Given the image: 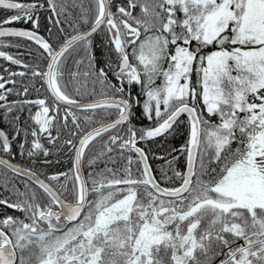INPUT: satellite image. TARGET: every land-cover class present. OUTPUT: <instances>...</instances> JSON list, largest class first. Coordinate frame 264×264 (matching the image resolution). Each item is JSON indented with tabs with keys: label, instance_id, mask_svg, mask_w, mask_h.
<instances>
[{
	"label": "snow or ice",
	"instance_id": "snow-or-ice-1",
	"mask_svg": "<svg viewBox=\"0 0 264 264\" xmlns=\"http://www.w3.org/2000/svg\"><path fill=\"white\" fill-rule=\"evenodd\" d=\"M90 5L0 0V9L13 10L0 18V49L24 40L47 62L33 66L0 50L24 69L0 75V118L10 129H0V188L9 193L0 206L22 214L0 215V264H264V0ZM70 8L79 9L78 19ZM42 10L49 39L65 24L74 34L54 47L39 34ZM99 31L115 56L104 67L91 52ZM77 47L84 57L65 82V54ZM29 74L31 84L15 79ZM37 81L46 95L33 99ZM96 84L101 98L87 103L66 91L71 85L95 96ZM137 108L150 126L133 124ZM76 110L89 123L102 110L107 122L85 131ZM182 124L187 139L164 148ZM157 138L161 154L147 147ZM58 145L72 154L69 170L38 172L34 165L50 163ZM17 155L29 166L13 163Z\"/></svg>",
	"mask_w": 264,
	"mask_h": 264
},
{
	"label": "trees",
	"instance_id": "trees-1",
	"mask_svg": "<svg viewBox=\"0 0 264 264\" xmlns=\"http://www.w3.org/2000/svg\"><path fill=\"white\" fill-rule=\"evenodd\" d=\"M83 3H84V6L86 8H91L90 0H83ZM12 11L13 10L0 9V18L6 17L7 15L11 14ZM69 11L72 12L73 18L78 19V14H79L78 8H76V9L70 8ZM43 21H41L40 30H42V29L47 30L45 27V25L47 24V20H43ZM63 27H64L63 33L58 32L56 28H52V35H51V38L49 40L53 44L54 47H57L58 44L63 42L65 37H70L71 35L74 34L73 29L71 27H69L67 24L63 25ZM79 27H80V30L87 28V26H84V25H80ZM91 40H92L91 52L96 58V62H97L98 67H104L105 63L108 62L110 58L115 59L114 53L111 52V46L108 44V36H107L106 32L99 31V32L95 33L92 36ZM65 56H66V61H65V65H64V71H65L64 80H65V82H67L69 80V75H68L69 70H71V71L77 70V67H76L74 61L84 57V52L82 50H80L79 47H77L74 49H70L69 52L65 54ZM87 64H88V61H87V58H85L84 64L80 66L81 72L87 68ZM110 76H111V73H110ZM112 82L115 83L116 81L113 79ZM157 83H159V82L157 81ZM94 87H95V91H96L95 96H90V95L85 94L84 90L81 91L80 95H77L71 85L66 89V91L68 92V94L70 96H72L75 99L85 100V99L99 98L102 86L100 84H96ZM92 88H93V84L91 83V78H89L87 91L91 92ZM132 90H133V94H135V92L138 89L135 85H133ZM96 111H97V115L94 117L95 122L89 123V122H85L82 119V116L85 113H83L80 110H76L77 115L81 116V120H80L81 127L85 131H88L90 128L94 127L95 125H98V124L106 121V120H102L100 118L103 115L102 110H96ZM135 111H136V116L133 118V124L137 128L150 126V122L147 121L145 118H143L140 115L141 108H137V109H135ZM87 114L91 115L90 112ZM181 119H184V117H181ZM213 119H215V118H213ZM69 127L70 128L72 127L71 124L69 125ZM186 129H187L186 124H182L179 128L178 133L175 135V137H168L169 143L165 144L164 148L179 147V145L182 144L185 139H187ZM107 135L108 134L106 133V134H104L103 137H98L95 141L92 142V144L89 146V149L86 150V158L93 155L96 151H99V149L102 146L103 140L107 139ZM160 143H161V138H157V142H155V143L154 142H148L147 147L149 149H151L153 152H156L157 154H161V153H163L164 149L160 147ZM140 146H144V145L141 144ZM235 146L236 145H233V147H235ZM52 153L53 154L51 155V158L57 159L60 157L57 154H55L56 153L55 151L54 152L52 151ZM71 155L72 154L69 153L66 149H63L62 154H61V157L63 159L62 164L58 165V164L53 163V165H48L43 173H45L47 175H51V173L67 172L69 170V168L71 167ZM181 160H183V158H181ZM159 164H160V162H156L155 166L159 167ZM99 167L103 168L104 165L100 164ZM88 171H89V169L85 166V169H84L85 175L87 174ZM40 173H42V172H40ZM61 181L63 182V177L61 178ZM17 186L21 190L24 189L23 179L17 181ZM1 193L4 194L3 197L8 196L7 192L4 191L3 188H0V198H1ZM13 199H15V197H13ZM0 215L21 216L22 214L14 211V210H11V211H9V213H2Z\"/></svg>",
	"mask_w": 264,
	"mask_h": 264
},
{
	"label": "flooded vegetation",
	"instance_id": "flooded-vegetation-1",
	"mask_svg": "<svg viewBox=\"0 0 264 264\" xmlns=\"http://www.w3.org/2000/svg\"><path fill=\"white\" fill-rule=\"evenodd\" d=\"M20 2H22V3H30L32 1L31 0H20ZM48 15H49L48 12L42 10L41 11V21L46 20V17ZM12 26L13 27H16V28L30 29L31 28V23H27V24H25V23H16V24H14ZM85 29H83V30H85ZM39 34L42 35V36H44L46 39H49V33H48L47 30L42 29V30L39 31ZM7 39L8 38H5V42L6 43H7ZM49 42H50V40H49ZM12 43L13 44L18 43L20 45V47H4V48H2L0 50H3L6 53H9V54L13 55L14 57L21 58L23 61H25V62H27L29 64H32L33 66L39 64L40 67H42V68H45L46 67V63L47 62H46V60H44L43 56H41L42 49H39L38 46H36L35 44H33L31 42H27V41H24V40H15V39H13L12 40ZM61 43H63V42H61ZM5 68H8L10 71H15V72H19V71H23L24 70L22 67H20L18 65H12L9 61H6L3 58H0V75L7 76V73L4 72V69ZM29 77H30V74H29V76H26L24 78H21V77L17 76L15 79L17 81H20V80L23 79L25 81V83L31 84L32 81H31V79ZM158 82H159V80H158ZM7 86L8 87H11V85H7ZM36 87L37 88H40V92L37 93L34 89H30V98H33L34 99V98H37L38 96L40 98H43L46 95V93H45L44 88L40 87V82H38V81L36 82ZM14 98H15L14 96H9V99L10 100L11 99H14ZM78 100H81V99H78ZM85 100H90V99H85ZM35 111H36V109L33 108V113ZM27 115H28L27 110H25L21 114V121H23L27 117ZM29 123H31V121H29ZM92 128H90V129H92ZM0 129H4L6 131H10L8 124L5 121H3L2 118H0ZM68 137H69V132L67 130H64L62 132L60 144L62 145L63 144V140L64 139H67ZM42 143H44L45 146L51 147V146L47 145V141L46 140H42ZM63 149H66L67 150V148H63ZM63 149H61L59 147V145L56 148H52V151L53 152L55 151L56 152L55 154H57L60 157L57 158V159H54V158H51V155H50L47 158L49 161H51L50 163H48V164H42L40 162H37L34 165V167L38 170V172H42L43 173L45 171V169L47 168L48 165H53V163L58 164V165H61L62 162H63V159L61 157V154H62V150ZM13 151L14 152L17 151V148H16L15 145L13 146ZM41 159H43V158H41ZM12 162L13 163H22L25 166H29L28 165L27 158L26 157H21L19 155H17L16 158H15V160H13ZM53 174H55V173H51V175H53ZM9 175H11V174L9 173ZM42 177H44V176H42ZM23 179H26V178H23ZM7 195H9L8 192H7ZM3 196H4V194L1 193V198H3ZM11 210L12 209H8V208H5L3 206H0V214H2V213H9V211H11Z\"/></svg>",
	"mask_w": 264,
	"mask_h": 264
},
{
	"label": "water",
	"instance_id": "water-1",
	"mask_svg": "<svg viewBox=\"0 0 264 264\" xmlns=\"http://www.w3.org/2000/svg\"><path fill=\"white\" fill-rule=\"evenodd\" d=\"M86 30V29H85ZM82 31H84V30H82ZM99 98H101V97H99ZM99 98H95V99H99ZM95 99H90V100H79L80 102H82V103H87V102H91L92 100H95ZM78 100V99H77ZM107 121H105V122H103V123H106ZM101 124V123H100ZM99 126V124L98 125H96L95 127H98ZM95 127H93V128H95ZM91 130V129H90ZM41 178L43 179L44 177H42L41 176Z\"/></svg>",
	"mask_w": 264,
	"mask_h": 264
}]
</instances>
